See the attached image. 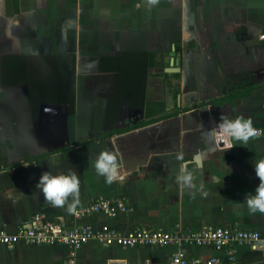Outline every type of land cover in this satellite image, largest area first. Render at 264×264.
Wrapping results in <instances>:
<instances>
[{
	"label": "crops",
	"instance_id": "obj_1",
	"mask_svg": "<svg viewBox=\"0 0 264 264\" xmlns=\"http://www.w3.org/2000/svg\"><path fill=\"white\" fill-rule=\"evenodd\" d=\"M18 1L16 9L15 0H0L3 47L19 35L31 49L35 32L43 48L71 59L62 58L63 65L70 69L75 61V108L69 97L31 106L30 92L23 93L28 107L12 108L6 90L17 83H5L9 55L0 58V95L8 92L9 105L0 108V231L12 233L44 213L69 226L227 227L264 236V213L252 214L245 203L260 183L253 161L264 159V0ZM119 57L117 68L112 60ZM221 113L250 118L263 134L225 149L211 135ZM104 150L118 153L123 182L109 185L97 175L94 161ZM181 165L193 173L196 189L177 182ZM46 171L78 175L75 208L126 196L131 209L75 219L67 211L71 197L53 207L35 187ZM182 249L190 259L219 254L226 264L233 250L239 264H264V247ZM178 250L93 240L80 248L77 264H172ZM68 254L62 244H0V264H66Z\"/></svg>",
	"mask_w": 264,
	"mask_h": 264
},
{
	"label": "built area",
	"instance_id": "obj_2",
	"mask_svg": "<svg viewBox=\"0 0 264 264\" xmlns=\"http://www.w3.org/2000/svg\"><path fill=\"white\" fill-rule=\"evenodd\" d=\"M264 39V34L261 36ZM259 134H263L257 130ZM218 141V140H217ZM220 146L224 147L219 142ZM126 196L113 198L98 197L89 203L79 206L72 212L74 218L94 213L116 216L131 209ZM98 241L107 246L122 247H164L176 245L179 250L173 255L172 264H225L219 255L210 256L204 260L190 259L182 249L185 246H211L217 252L224 251L231 245H251L254 248L264 247V236L258 230L216 227L207 230L176 228L166 231L136 226L121 230L109 224L100 228L92 225H66L53 220L44 213H37L33 223L22 224L14 232L0 231V244L13 246H37L44 244H62L69 249L66 264H77V254L80 248L90 241ZM226 264H239L233 250L227 251Z\"/></svg>",
	"mask_w": 264,
	"mask_h": 264
},
{
	"label": "clouds",
	"instance_id": "obj_3",
	"mask_svg": "<svg viewBox=\"0 0 264 264\" xmlns=\"http://www.w3.org/2000/svg\"><path fill=\"white\" fill-rule=\"evenodd\" d=\"M149 3L155 5L158 0H149ZM218 142L224 145L225 149H230L237 145L247 146L249 140L257 137L259 132L253 126L250 118L229 117L221 113L216 126L211 130ZM177 159H182L177 156ZM254 170L260 183L252 194L245 196V203L248 210L255 214L264 213V159L254 160ZM94 168L99 176L105 178V183L112 184L115 181L123 182L125 176L121 173V165L118 161V153L110 150L100 152L94 161ZM177 182L182 188L196 189L193 173L187 170L186 165H181L180 171L176 177ZM44 196V199L53 207H64L71 197L72 202L67 203V211L71 214L80 196V180L75 172L65 174H52L44 172L35 186ZM200 185L198 190H202ZM207 193H204L206 195Z\"/></svg>",
	"mask_w": 264,
	"mask_h": 264
},
{
	"label": "rangeland",
	"instance_id": "obj_4",
	"mask_svg": "<svg viewBox=\"0 0 264 264\" xmlns=\"http://www.w3.org/2000/svg\"><path fill=\"white\" fill-rule=\"evenodd\" d=\"M4 23L3 20L0 21V56H2L0 58L9 56L8 59L6 57L4 59L5 67L3 78L6 84L8 82L9 84L17 83L16 86H12L10 89L8 88L9 90H6L11 92V101H9L11 107H28V103L26 105L23 101L25 96H23L24 92H27L28 95L30 92L31 98H33L31 106H38V103L41 102L48 103L67 100L72 86L71 80L69 79L71 73L67 67L69 63L65 62L63 65L61 59L63 58L62 60L68 62L71 59L67 58V56H56L50 49L43 48L41 43L36 42L38 37H35V32L31 34L34 43L33 49L26 47L25 43L27 41L22 40L23 37L19 35L12 36L10 39L11 45L6 48L3 47L4 42L1 37L5 35ZM167 23L165 22L163 26ZM177 23L179 24V21ZM178 24L175 26L176 29L178 28ZM112 26L116 28L115 23H112ZM178 33L179 30H176L175 35H178ZM177 38L179 37L177 36ZM14 64L15 66L13 67ZM57 74H60V76H57ZM6 91L3 90L1 92L0 108L9 107L8 104H4V100L8 99V94H6L7 98L5 94L3 95V92Z\"/></svg>",
	"mask_w": 264,
	"mask_h": 264
},
{
	"label": "trees",
	"instance_id": "obj_5",
	"mask_svg": "<svg viewBox=\"0 0 264 264\" xmlns=\"http://www.w3.org/2000/svg\"><path fill=\"white\" fill-rule=\"evenodd\" d=\"M15 8L16 9H19V1L18 0H15ZM120 58L121 57L115 58V59L112 60L114 62V66H116L117 68H119L118 66L121 63V59L122 58L121 59ZM6 59H8V57ZM58 61H59V59H58ZM69 71L71 73L70 80H71L72 86H71V90H70V95H69L68 103L70 105L71 112H73L74 111V108H75V61L72 62L71 68L69 69ZM57 76H60V74H57ZM250 91L244 92L243 95H248L250 93ZM240 96H242V95L240 94ZM172 116H175V114L174 113L173 114H170V116H168V117H172ZM103 138H104V135H103ZM63 150L64 149H60V150H58L56 152H61ZM47 155L48 154H44V155L38 157V159L40 160L42 157H46Z\"/></svg>",
	"mask_w": 264,
	"mask_h": 264
},
{
	"label": "water",
	"instance_id": "obj_6",
	"mask_svg": "<svg viewBox=\"0 0 264 264\" xmlns=\"http://www.w3.org/2000/svg\"><path fill=\"white\" fill-rule=\"evenodd\" d=\"M172 54H173V56L175 55L174 52ZM175 62H176V58L173 59V65H174ZM177 63H179V58H177ZM178 69L179 68H175V67L169 68V70H171V71H178Z\"/></svg>",
	"mask_w": 264,
	"mask_h": 264
}]
</instances>
